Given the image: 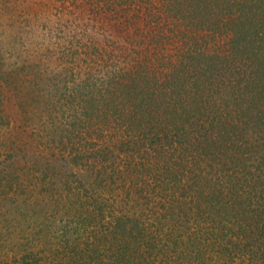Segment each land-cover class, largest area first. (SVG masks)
Here are the masks:
<instances>
[{"label": "trees", "instance_id": "obj_1", "mask_svg": "<svg viewBox=\"0 0 264 264\" xmlns=\"http://www.w3.org/2000/svg\"><path fill=\"white\" fill-rule=\"evenodd\" d=\"M109 2L112 45L88 48L87 69L33 111L59 137L39 140L38 161L69 164L59 143L87 133L74 163L97 165L87 182L120 189L113 264H236L238 251L264 264V0ZM26 59L19 79L2 74V91L39 87L43 63ZM57 177H39L48 194Z\"/></svg>", "mask_w": 264, "mask_h": 264}, {"label": "rangeland", "instance_id": "obj_2", "mask_svg": "<svg viewBox=\"0 0 264 264\" xmlns=\"http://www.w3.org/2000/svg\"><path fill=\"white\" fill-rule=\"evenodd\" d=\"M109 1L0 0V78L9 71L18 79L27 73L19 59L42 61L44 70L37 80L41 81L37 82L39 87L26 89L18 85L24 98L0 89V107L2 100L4 105L0 116V264H60L70 254L78 255V264L114 262L107 246L112 230L111 211L116 209L115 197L120 196L115 194L119 185H105L104 189L99 186L101 176L92 183L85 180L94 181L91 175L97 165L90 168L74 163L73 157L81 154L87 141L83 130L77 133L81 139L59 143H64L66 150H60L67 153L69 164L51 160V164L44 165L42 156L38 161L39 140L53 142L59 137L49 136L46 118L36 121L33 117L35 109L43 111L48 108L45 103L54 102L60 93L58 88L79 77L82 66L87 69L84 52L88 48L112 45L114 33L111 34L107 20ZM97 4L105 6L97 11ZM99 12L102 13L98 15ZM96 74L104 73L98 70ZM24 101L30 104L24 105ZM19 102L31 112H22ZM56 110L66 111V107ZM67 117L69 112L61 118L65 124L70 121H66ZM35 161L38 162L33 165ZM84 161L93 164L91 160ZM107 162L111 164L112 160ZM117 162L122 163L119 159ZM53 170L58 171L59 177L53 181L55 188L51 186L53 193L48 194L49 183L39 177L42 179L44 171L52 174ZM107 176L112 177L113 173ZM238 257L239 251L234 257L236 264H250L247 257ZM255 257H261L259 250Z\"/></svg>", "mask_w": 264, "mask_h": 264}]
</instances>
